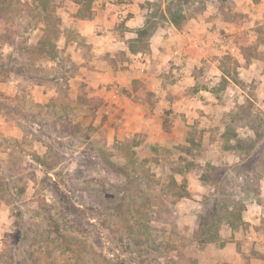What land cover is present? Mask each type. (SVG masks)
I'll list each match as a JSON object with an SVG mask.
<instances>
[{
  "label": "rangeland",
  "instance_id": "374dc122",
  "mask_svg": "<svg viewBox=\"0 0 264 264\" xmlns=\"http://www.w3.org/2000/svg\"><path fill=\"white\" fill-rule=\"evenodd\" d=\"M171 1L179 2L165 0L167 7ZM244 1L183 0V10L189 14L205 6L222 9L225 22L234 28L226 43L238 45L245 58L240 71L238 54L225 48L220 58L221 70L245 92L235 108L220 119L227 127L231 114L244 106L258 120L254 127L230 123L239 137L249 144L255 141V146L251 151L241 149L232 153L226 142L221 143L225 151L206 166L204 180L210 188L202 191V206L192 221L183 219L185 211L180 204L191 197L186 188L188 178L175 175L174 171L187 164L192 169L199 168L197 158L206 151L204 137L225 139V132L194 131L195 147L190 150L182 145L151 146L140 137L123 144H109L105 120H101L106 107L97 96H85L84 105L77 102L71 92V79L79 66L63 46L64 41L77 40L84 51L88 49L73 20L87 16L89 7L83 6V12L75 13L77 0L52 1L53 14L60 19L56 44L65 53L62 59L51 60L40 56L34 48L45 27L42 20H35L32 14L16 13L13 6L14 10L6 16L7 26L2 22L0 28V264H17L11 254L18 246L21 210L40 240L30 248L31 255L26 253V261L31 264H74L67 243L64 244L65 234L79 239L83 264H225L219 249L225 244V228L234 220L230 214L225 215V198L234 204L231 211L244 206L242 214L251 201L264 208V0ZM151 3L155 13L150 22L164 23L163 0L146 1L149 6ZM20 47L26 49L25 56L19 55ZM22 62L26 65L20 72ZM217 83L220 94L230 85L224 77ZM181 152L188 155L189 161L178 159ZM225 152L231 156L225 157ZM170 174L178 186L171 188L172 193L161 194L159 180ZM108 188L116 194V214L121 219L125 215L129 223L118 219L117 224L108 222L113 228L105 227L103 211L96 209H101ZM179 191H184L183 199L178 198ZM64 192L87 208V213L70 214L61 201ZM143 205L169 206L171 215L162 211L166 218L158 221L155 215H147ZM238 226L252 230L245 222ZM115 229L142 243L129 249L127 243L119 242L120 232ZM211 236H216V240L209 241ZM53 237L61 247L57 241L52 246ZM49 246L50 253L46 251ZM255 247L252 248L260 253V248ZM58 253L59 257L53 258Z\"/></svg>",
  "mask_w": 264,
  "mask_h": 264
},
{
  "label": "crops",
  "instance_id": "0c3cea01",
  "mask_svg": "<svg viewBox=\"0 0 264 264\" xmlns=\"http://www.w3.org/2000/svg\"><path fill=\"white\" fill-rule=\"evenodd\" d=\"M146 1L156 0H92L88 15L73 20L88 49L84 51L77 40L64 41L66 54L79 66L71 79V92L83 105L86 102L79 101L81 94L101 98L106 107L102 109L105 113L101 120H105L109 144H123L140 137L151 146L182 145L190 150L195 147L194 131L225 132V122L220 118L244 97V90L219 66L225 48L231 45L226 42L234 28L225 22L222 9L210 6L197 13L184 11L187 18L178 27L163 0L164 23H158L147 34L153 8ZM74 4L77 6L74 12L81 13L82 4L78 1ZM236 46L235 54L242 65L237 68L240 71L244 69L245 58ZM223 77L230 85L220 94L216 84ZM203 142H206V151L197 158L200 167L192 169L187 164L174 173L188 178L186 188L191 197L180 203L185 221L197 217L202 191L210 188L204 180L206 166L225 151L221 145L225 139L205 136ZM230 156L225 152V157ZM179 158L187 162L188 155L181 152ZM243 222L252 230L229 223L225 228V244L219 249L221 261L264 264V249H261L264 227H258L259 223L264 225L263 206L251 201L243 213ZM254 245L260 248V253L252 248Z\"/></svg>",
  "mask_w": 264,
  "mask_h": 264
},
{
  "label": "trees",
  "instance_id": "16d2710c",
  "mask_svg": "<svg viewBox=\"0 0 264 264\" xmlns=\"http://www.w3.org/2000/svg\"><path fill=\"white\" fill-rule=\"evenodd\" d=\"M52 1L53 0H33V1H28V0H0V28L1 25L3 24L4 26H7L6 24V16H8V12L11 10H14L13 6H16V13L20 14H32L33 18L35 20L38 19V21H41L44 23L45 27H43V31L42 34L39 38V40L36 43V46L34 48H36V52L39 53L40 56H44V57H50L51 60H56V59H62L60 57H64V49H59L57 47L56 44V40H57V33L60 32V28L58 26V22H60V19L58 16L53 14V5H52ZM78 2H83L82 3V8L83 6L90 7L92 0H77ZM183 0H179L178 4L175 3V1H171V5L170 7H168V12L170 15L171 20L173 21V23L178 26L181 27L184 23L185 20L187 18L186 13L183 10ZM84 10V9H82ZM81 10V11H82ZM155 12H152V15ZM162 18H166V16L162 14ZM150 19V18H149ZM149 21V28L147 29L146 32H148L147 34H151L150 29H154L157 25H154ZM3 22V23H2ZM2 23V24H1ZM6 24V25H5ZM19 51V55L21 56H25V54H27V51L25 48L20 47L17 49ZM26 63L22 62V67H21V71L23 72V69L25 67ZM79 101L80 102H86V98L84 96V94L79 96ZM258 121L256 119V117H254L252 115V113L249 111L248 109L244 106H241L235 113H232L230 116V123L231 124H241V125H249L254 127L255 122ZM260 121H262V119L260 118ZM230 123H228L227 127L225 128V142L226 144H228L226 147L228 148L229 152H239L241 149H250L253 150L254 146H255V141H252L251 144H249L247 142V140L239 137V133L236 131L235 127L230 126ZM234 140V142H232L231 140ZM148 161V159H147ZM180 169H176L174 171V173L176 171H178ZM171 175V174H170ZM159 182H161L162 184V188L160 190L161 194H168V193H172L173 192V187L175 185L178 186L177 184V180L175 179L174 175L172 174L171 176H167L165 175L162 179L159 180ZM117 186H119L117 184ZM172 188V189H171ZM119 189H123L122 187H120ZM125 190V189H123ZM185 190V188H184ZM111 189L108 188L106 189L107 192V196L105 195L104 199L102 200V203L100 204V208L101 209H96V211L101 212L103 211L104 214V224L106 228H113V225H108V222H113L114 224H117V220L121 219V217H119L116 214V206H115V191L111 192ZM180 192V196L178 198H182L184 196V191H179ZM125 196V195H123ZM227 196V195H226ZM126 197V196H125ZM231 197V196H230ZM178 198L176 199V201H178ZM61 201H63L65 203L66 209L68 210V212H70V214H73L74 216H83L87 213V208L81 207L80 205L76 204L73 200H72V195H70V193H63L62 197H61ZM172 203H175V201H172ZM234 206V204H232V202H228L227 198H225V215L230 214L231 216H233V221L229 222L230 225H232L233 227H237L239 223H243V210L245 209L244 206L240 207L237 211H231L230 206ZM122 207V206H121ZM142 209L143 207H148L147 209L145 208V212H147V215L151 216V215H155V218L158 221H162L165 220L166 217H162V211L164 212V214L166 216H170L171 215V209L169 206L165 207H155L153 205L151 206H141ZM90 208V207H89ZM233 208V207H232ZM164 209V210H163ZM102 213V212H101ZM18 230H17V240H18V246H17V250L15 253L11 254V259L16 261L17 264H31L29 262L26 261V253L31 255L33 253V251L30 249L32 248V246L35 245V243H40V240L38 239L37 236H35L32 233V229L29 226L30 225V221L28 219V217L25 216L24 212L21 210L19 211L18 214ZM163 218V219H162ZM122 222L126 221L129 223V219L124 215L122 217ZM163 222V221H162ZM119 227V225H117ZM132 226V225H130ZM120 228V227H119ZM121 229V228H120ZM120 229H115L117 231L120 232ZM208 230H210V228H208ZM208 233V232H207ZM58 236V235H57ZM64 238V244L67 243V246L69 248V253L71 254L72 258L74 259V264H83L81 261L84 259V253H82V248H80V244H79V239L76 238L73 235H63ZM217 236V235H216ZM216 236H211L209 237V241H215L216 240ZM119 242H121L122 244H126L128 245L129 249H132V247H136L137 244L142 243L139 239H134L133 237H131L130 234L128 233H124V232H120V235L118 237ZM57 241L56 237L51 238V244L53 246V243ZM121 243H119V245H121ZM27 245V246H26ZM59 245V247H61V243L59 244V241H57V246ZM140 246V245H138ZM138 248V247H137ZM51 247L49 246L46 251L48 250V253H50L51 251ZM137 251V250H136ZM133 251V252H136ZM59 257V253L56 254L53 258H57ZM28 260V258H27Z\"/></svg>",
  "mask_w": 264,
  "mask_h": 264
},
{
  "label": "built area",
  "instance_id": "2783aa9c",
  "mask_svg": "<svg viewBox=\"0 0 264 264\" xmlns=\"http://www.w3.org/2000/svg\"><path fill=\"white\" fill-rule=\"evenodd\" d=\"M227 49L232 53L238 52L237 46L233 43H231V45H229Z\"/></svg>",
  "mask_w": 264,
  "mask_h": 264
}]
</instances>
